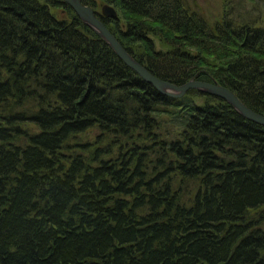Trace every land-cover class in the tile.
Listing matches in <instances>:
<instances>
[{
	"label": "trees",
	"instance_id": "obj_1",
	"mask_svg": "<svg viewBox=\"0 0 264 264\" xmlns=\"http://www.w3.org/2000/svg\"><path fill=\"white\" fill-rule=\"evenodd\" d=\"M103 1L161 19L171 53H198L191 65L155 52L142 22L122 32L103 19L152 74L180 84L203 72L264 116V30L253 20L225 14L209 27L181 0ZM143 38L144 54L129 48ZM0 65V264H264L261 218L248 215L264 207L263 126L213 96L196 105L193 90L157 92L62 0H0ZM96 127L93 142L78 141Z\"/></svg>",
	"mask_w": 264,
	"mask_h": 264
},
{
	"label": "rangeland",
	"instance_id": "obj_2",
	"mask_svg": "<svg viewBox=\"0 0 264 264\" xmlns=\"http://www.w3.org/2000/svg\"><path fill=\"white\" fill-rule=\"evenodd\" d=\"M40 1L44 2L45 0H40ZM92 1L94 2V5L97 4L96 7H94V8H95V11L98 12V14H100L101 7L103 5H110V4L106 3L103 0H101L103 2L102 6H99V4L101 3L99 0H92ZM181 1L183 2L184 6H185V10H186V12L188 14L194 15V16H196L198 18H202L209 25V27H212V26H214L215 23L219 22L221 20L222 16H224L225 14H229V16L227 18H229L230 20H240L241 22H245L247 20H253L254 26L252 24H250L251 28H259L261 30H264V0H181ZM110 6L114 7V5H110ZM115 8L118 10L117 19H118V24H119L120 31H122V32H126L127 31L128 22H133V23L142 22L143 24L149 26L152 29V32L148 36V39L152 43V47L155 50V52L168 53V54L171 53L170 51L173 49V47L170 44V42L173 40L172 38L174 37V34L171 33L172 31L170 30V28L162 25V23H161L162 20L161 19H160L161 21L158 20V22H153V21H151L149 19L142 18L140 16H136V15H134L132 13H129V12L125 11L121 7V5H117V7L115 6ZM50 12L53 13V15L58 20H68V21L70 20L69 14L67 12H65L62 8L60 9L59 7H57V8H52L51 7L50 8ZM113 20L114 19L108 20V21L112 22ZM248 23H250V22L248 21ZM255 24L257 26H255ZM85 25L96 36V32H95L94 28L91 25H88V24H85ZM103 25L105 26L106 30L108 31L109 29L107 27L110 26L111 24L107 23L108 26H106L105 24H103ZM80 29L81 28H78V30H80ZM155 34H157V35H155ZM113 38L121 46L122 50L124 51V53H125V55L127 57L128 56H132L130 54V52L121 45V43L118 41L116 36H113ZM100 40H102L103 43H105L107 46H109L111 48V50L113 51V53H115V51L112 49V47L109 45V43L104 38H101ZM146 46H147V39L143 38V39H140V40H134L132 43H130L129 48L134 50V51H136V52H143L145 49H147ZM188 52L190 53L191 59H189L187 57V55L186 56H181L182 54L185 55L184 54L185 52L181 53V51L177 50L176 48H175V51H173L171 54L174 55L176 58H178L180 60H183V61H186V62L189 61V60H193L192 57H195L196 55H198V53H197V51L195 49H190V50H188ZM144 53H145V51L143 53H141V54H144ZM208 60H209V62L212 65H216V66H219L220 62L222 61V60H218V59H216L214 57H208ZM186 62H185V64H186ZM189 62H190L191 65L193 64L192 61H189ZM137 63H140V62H137ZM143 67H145V66H143ZM201 73H203V72H201ZM201 73H199V72L198 73H196V72L193 73L191 76H189L187 79H185L184 82H182L180 84H176V83H172V82L166 81L167 79L164 80V78L162 79L160 77H159V79H161V80H163L165 82H168V83L172 84L175 87H179V86L181 87L185 83L194 81V82H207L209 84H212L213 86H219L221 88H226V89L230 90L228 87H226L222 83L217 82L214 79H210L209 81H203L202 79L199 78ZM152 75H154V74H152ZM231 92L234 93L233 91H231ZM170 93L172 95L173 94H175V95L177 94L174 91L170 92ZM194 93L191 94V97L195 101V104L203 105L205 100L200 99V98H198L196 96H193ZM235 96H236V94H235ZM169 98L174 99V100H176V99L179 100V99L183 98V96L182 97H175V98H173V96H170ZM237 99L240 101V99L238 97H237ZM246 107L249 108L248 106H246ZM255 113H257V112L255 111ZM245 119L248 120L247 118H245ZM165 120H168V119L166 118ZM172 125L173 124L171 122H167V126H168L167 128L168 129L171 128ZM24 126H25V128H28L30 130L35 129L31 125H28V126L24 125ZM174 131L176 132L177 130H174ZM98 133H100V131H99V129L97 127L93 128V129L90 128L88 130H84L83 133L78 135L79 136L78 137V141L82 142V141L86 140V141H92L93 142L95 140L96 135ZM184 194L185 193H183V195ZM191 194H192V192L190 194H188V196L191 195ZM255 214H257L255 220H257L258 218H261V221L258 220L257 223H259V221H260L261 222V227L264 228V209H260V208L257 209L255 211ZM250 218L254 219V216L252 215V216H250Z\"/></svg>",
	"mask_w": 264,
	"mask_h": 264
},
{
	"label": "water",
	"instance_id": "obj_3",
	"mask_svg": "<svg viewBox=\"0 0 264 264\" xmlns=\"http://www.w3.org/2000/svg\"><path fill=\"white\" fill-rule=\"evenodd\" d=\"M78 15V17L86 24L91 25L96 34L104 38L112 49L115 51L116 55L133 71H135L144 81L153 85L161 93L167 94L173 97L183 96L189 89H199L200 92H204L215 97H219L226 102H228L239 114L247 119L255 121L257 124L264 125V117H261L254 112L250 111L242 102H240L234 93L226 88H221L219 86H213L207 82H188L183 84L181 87H175L172 84L165 82L154 75H152L145 67L140 63L132 60L130 56H126L121 46L113 38V36L106 30L105 26L98 21V19L92 14L89 7L81 4L80 0H64ZM105 15L116 16L114 10L109 6H105L103 9ZM175 92L171 94L170 92Z\"/></svg>",
	"mask_w": 264,
	"mask_h": 264
},
{
	"label": "bare ground",
	"instance_id": "obj_4",
	"mask_svg": "<svg viewBox=\"0 0 264 264\" xmlns=\"http://www.w3.org/2000/svg\"><path fill=\"white\" fill-rule=\"evenodd\" d=\"M35 1V0H34ZM37 2H39L41 5L43 4L44 5V3H45V1L44 2H41L40 0H36ZM63 1V0H62ZM101 3L99 4V6H102V1L101 0H99ZM97 5V4H96ZM96 5L94 6V7H96ZM88 6L90 7V10L92 11V14L95 16V17H97L98 19H103L100 15H98L96 12H95V8L94 7H92L90 4H88ZM101 9H103V7H101ZM64 13V12H63ZM53 14V13H52ZM105 18V17H104ZM255 26H257L256 24H255ZM94 35V34H93ZM131 58H132V60L133 61H135V62H138L134 57H132V56H130ZM2 67H3V65H2ZM0 75H1V78H0V80H1V82H6L7 81V79H8V76H7V74H5V71H3V70H1V65H0ZM155 77H157V76H155ZM157 78H159V77H157ZM194 95L193 96H196V97H198V98H200V99H203V100H205L204 99V92L203 93H200V90L199 89H197V88H195L194 89ZM26 105H27V103H25L24 104V108L26 107ZM196 105H199V104H196ZM234 109V108H233ZM249 110L250 111H252V112H254L255 113V110H252L251 108H249ZM238 113V112H237ZM239 114V113H238ZM255 114H257V115H259V116H261V117H264L263 116V114H260V113H255ZM241 115V114H240ZM242 116V115H241ZM243 117V116H242ZM4 120H7L8 121V119H7V117L5 118V117H2ZM244 118V117H243ZM148 121H152L153 120V115L152 116H150V117H147L146 118ZM158 120H165L166 119V116L165 115H163V114H161V115H159L158 116V118H157ZM248 121H250V122H253V123H255V124H257L255 121H252V120H250V119H248ZM3 123H5V121H3ZM14 123L15 122H13L12 120L10 121V124H6L5 125V129H9L10 131H12V133L14 132V129H15V126H13L14 125ZM16 125V124H15ZM258 125H260V124H258ZM260 126H263L264 127V125H260ZM22 128V127H21ZM187 131H189V129L187 130ZM13 135H15V132L13 133ZM230 141V143H234L233 141H232V139L231 140H229ZM76 153H78V152H74V154L76 155ZM81 165H83V167H82V170H84V166L86 165V164H81ZM112 167V166H111ZM164 166H162V168H160L159 170H161L160 171V175H162V176H166V177H170V175H171V172H169V170L170 169H173V167H171L169 170H166V172L164 171ZM115 170H118V169H116V168H114L113 169V171H115ZM163 171V172H162ZM159 175V176H160ZM120 178V177H119ZM75 179V178H74ZM76 180L78 181V178H76ZM78 186H79V184H78ZM86 189H90V188H87L86 187ZM91 190V189H90ZM147 193H148V190H146L145 191V193L144 194H141V196L140 197H144V198H147V199H150V197L147 195ZM79 196H80V192H76V194H75V196H74V200H78L79 199ZM126 204H130V203H133V202H131V201H127V202H125ZM68 209V208H67ZM67 209H65V210H67ZM260 209H264V207H262V208H260ZM249 217L250 216H254V217H256L257 216V214H255V212L254 211H250L249 212ZM247 215V216H248ZM235 226H237V224L235 223Z\"/></svg>",
	"mask_w": 264,
	"mask_h": 264
}]
</instances>
